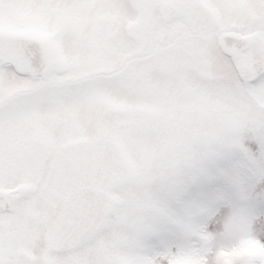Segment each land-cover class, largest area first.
Listing matches in <instances>:
<instances>
[{
    "label": "rangeland",
    "instance_id": "1",
    "mask_svg": "<svg viewBox=\"0 0 264 264\" xmlns=\"http://www.w3.org/2000/svg\"><path fill=\"white\" fill-rule=\"evenodd\" d=\"M210 1L228 22L260 9V0ZM134 2L0 0V29L42 36L56 63L42 82L0 69V189L20 202L0 213V264H206L148 241L217 161L234 159L236 185L264 162V84L250 85L254 103L208 22L137 59L156 43L148 31L156 4L139 0V11ZM139 13L150 21L137 48L126 27ZM257 262L264 244L250 235L214 256V264Z\"/></svg>",
    "mask_w": 264,
    "mask_h": 264
},
{
    "label": "snow or ice",
    "instance_id": "2",
    "mask_svg": "<svg viewBox=\"0 0 264 264\" xmlns=\"http://www.w3.org/2000/svg\"><path fill=\"white\" fill-rule=\"evenodd\" d=\"M234 163L217 161L209 177L190 184L170 204V220L148 241L155 250L192 251L214 264L216 249L228 239L250 235L264 244V162L250 168L239 185L230 179Z\"/></svg>",
    "mask_w": 264,
    "mask_h": 264
},
{
    "label": "flooded vegetation",
    "instance_id": "3",
    "mask_svg": "<svg viewBox=\"0 0 264 264\" xmlns=\"http://www.w3.org/2000/svg\"><path fill=\"white\" fill-rule=\"evenodd\" d=\"M146 1V0H145ZM149 3L156 4V14L152 21L149 30L156 38V43L148 45V51L143 55H136L137 59L140 57L148 56L152 53L151 49H161V46H172L173 42L177 38L192 37L193 33L197 36L200 34V30L194 32L193 21L200 22L201 28L204 30L205 22L211 23L207 25V29H214L217 31L216 45L219 53L222 57L230 59L231 67L233 68L236 76L240 75L246 95L257 103L258 93L254 95L251 86L259 87L264 84V31L257 28V23L264 22V0H260V9L250 14L249 18L239 22H228L225 17H222L221 9L219 6L212 4L210 0H148ZM141 11V3L139 0L134 2ZM164 6H166L164 8ZM219 7V8H218ZM138 21L142 22V25L138 24ZM138 21L132 25L139 36V43L128 39L140 48L147 44L145 42V33L147 31L142 30L144 28V22L150 20L142 19L141 13L138 14ZM214 23V24H213ZM229 23L226 27L223 25ZM130 25H127V35ZM173 33V35H172ZM230 34V41L228 44V53L224 54L219 46V38L222 34ZM170 36L172 38L170 42L163 43L160 40V35ZM151 46V47H150ZM164 50H167L165 48ZM251 85V86H250ZM8 196V195H7ZM17 207L19 201H16Z\"/></svg>",
    "mask_w": 264,
    "mask_h": 264
},
{
    "label": "water",
    "instance_id": "4",
    "mask_svg": "<svg viewBox=\"0 0 264 264\" xmlns=\"http://www.w3.org/2000/svg\"><path fill=\"white\" fill-rule=\"evenodd\" d=\"M128 31L129 37L139 43L134 27H129ZM230 38L228 33L219 38V46L224 54H229L227 47ZM7 65L20 76L41 78L45 81L54 70L52 50L40 37L0 30V67ZM15 209L16 205L9 206L5 194L0 190V212H13Z\"/></svg>",
    "mask_w": 264,
    "mask_h": 264
}]
</instances>
